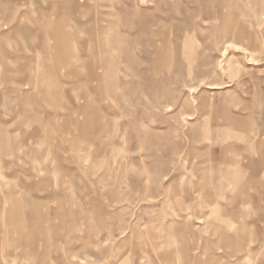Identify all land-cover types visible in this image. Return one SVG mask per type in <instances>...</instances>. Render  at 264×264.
Here are the masks:
<instances>
[{
  "label": "rangeland",
  "instance_id": "rangeland-1",
  "mask_svg": "<svg viewBox=\"0 0 264 264\" xmlns=\"http://www.w3.org/2000/svg\"><path fill=\"white\" fill-rule=\"evenodd\" d=\"M1 128L0 264H264V0H0Z\"/></svg>",
  "mask_w": 264,
  "mask_h": 264
},
{
  "label": "crops",
  "instance_id": "crops-1",
  "mask_svg": "<svg viewBox=\"0 0 264 264\" xmlns=\"http://www.w3.org/2000/svg\"><path fill=\"white\" fill-rule=\"evenodd\" d=\"M4 130H6V129H4V128H1L0 129V153L1 152H5V151H11V150L14 151L15 148L17 150V147H19L20 145L19 146H14V147L10 148V143H9V140H8V137H7V132L4 131ZM23 149H25L26 152L27 151L30 152V150H31L27 146H25ZM10 200L14 203L13 204V207L15 206V208H17L19 206L18 200H17V198H15V196H11L10 197ZM20 230H18V231H20ZM24 232L25 231H20V235L19 236H21V237H19V239L17 240L18 243H20V240H22L21 239L22 237H24L23 240H25V234H24Z\"/></svg>",
  "mask_w": 264,
  "mask_h": 264
}]
</instances>
